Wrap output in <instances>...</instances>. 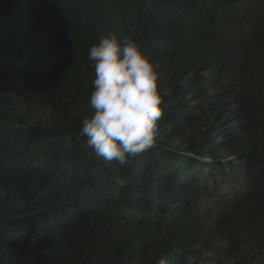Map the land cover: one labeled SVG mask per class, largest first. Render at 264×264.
Instances as JSON below:
<instances>
[{"label":"trees","instance_id":"16d2710c","mask_svg":"<svg viewBox=\"0 0 264 264\" xmlns=\"http://www.w3.org/2000/svg\"><path fill=\"white\" fill-rule=\"evenodd\" d=\"M113 31L164 108L125 166L80 134ZM0 264H264V0H0Z\"/></svg>","mask_w":264,"mask_h":264},{"label":"clouds","instance_id":"9594fccd","mask_svg":"<svg viewBox=\"0 0 264 264\" xmlns=\"http://www.w3.org/2000/svg\"><path fill=\"white\" fill-rule=\"evenodd\" d=\"M88 60L94 111L82 120L80 134L97 156L125 166L156 143L164 112L158 71L138 40L114 31L90 47Z\"/></svg>","mask_w":264,"mask_h":264}]
</instances>
